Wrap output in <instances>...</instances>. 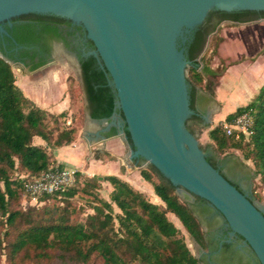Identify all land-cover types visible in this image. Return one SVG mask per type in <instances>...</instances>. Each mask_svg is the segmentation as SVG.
<instances>
[{"label": "water", "instance_id": "95a60500", "mask_svg": "<svg viewBox=\"0 0 264 264\" xmlns=\"http://www.w3.org/2000/svg\"><path fill=\"white\" fill-rule=\"evenodd\" d=\"M263 23L264 0H0V56L67 54L97 136L116 128L131 160L197 197L187 203L206 232L204 263L264 264V207L201 146L214 107L188 81L204 41Z\"/></svg>", "mask_w": 264, "mask_h": 264}, {"label": "trees", "instance_id": "16d2710c", "mask_svg": "<svg viewBox=\"0 0 264 264\" xmlns=\"http://www.w3.org/2000/svg\"><path fill=\"white\" fill-rule=\"evenodd\" d=\"M212 40L215 55L224 37L214 35ZM227 67L219 71L211 66L204 49L188 76L190 88L195 95L198 88L213 93L205 75L220 76ZM245 112L252 116L249 135L229 134L224 122ZM67 115V110L53 113L29 97L18 84L12 64L0 56V250H5L9 263L89 264L97 255L100 264H202L168 212L177 215L199 242L204 240L201 222L188 201L150 164L140 173L162 202L150 200L118 174L90 176L78 169L76 180L64 192L43 195L39 205H22L28 180L64 165L55 160L52 149L76 139L77 126H62ZM116 132L113 128L110 134ZM36 136L45 143L36 142ZM209 136L219 155H227L229 147L240 148L264 182V84L255 99L229 112L209 130ZM99 152L96 157H101ZM16 171L20 174L14 176ZM102 180L113 185L108 198L100 192ZM80 192L92 197L87 204L77 201ZM253 192L261 199L255 188Z\"/></svg>", "mask_w": 264, "mask_h": 264}, {"label": "rangeland", "instance_id": "374dc122", "mask_svg": "<svg viewBox=\"0 0 264 264\" xmlns=\"http://www.w3.org/2000/svg\"><path fill=\"white\" fill-rule=\"evenodd\" d=\"M225 32H229L231 34H238L240 38L237 40V42H235V44L229 42L227 45L226 43L223 42L224 40L221 41L218 46V53L215 55L212 54V49L214 48V42L212 40L213 37L210 38L205 48V56L209 58L211 66L218 68L219 71H223L225 67L228 66L229 62L233 61L232 59H234V57H238V55H241L240 53L244 54L243 56L244 59H249L250 61L253 62L256 61L261 62L264 65V23L251 26L247 29H224L218 31L215 34V36H223ZM251 32L254 33L255 35H258L259 38L258 41L247 42L242 38L241 35ZM222 42L224 44H221ZM222 52H228L227 53L228 57L226 56L227 58H223ZM246 54H249L250 56H245ZM60 57L61 58L59 59V61L56 62L55 64L43 67L40 70H36L33 72L23 70L21 67L17 66L12 60H11L12 62L11 64L13 66V70L15 72L18 84L23 88L24 92L33 100H35L38 104L46 103V102L52 104H59V103H63L64 101L69 102V100H71L72 105L69 108L64 109L68 111V115L62 118V126H66L67 124H73L77 126L78 132L76 136L82 140L81 131L84 125L86 124V118L84 116L86 113V100H85L81 75L79 70L77 69V67L75 66V64L68 55L66 56L62 55ZM221 58L223 59V61H221ZM254 69L255 67H253V70H251V72L256 73ZM220 76L212 77L210 75H205L204 81L211 82L213 85L212 87L214 88V85L217 82V80H219ZM250 77L251 75H248L246 73L239 74L238 70L235 69L234 73L231 72L227 75L228 84L230 87L229 90H231V87H234L236 90L238 88H242V87L244 88L245 83H252ZM198 91L199 93L203 94L205 98H208V100L214 107V116L211 118V126H210L211 129L216 124L224 120L222 119L224 115V108L215 98V95L213 94L215 93L214 89H213V93L206 92L201 88H198ZM247 102L248 100H245L240 104L243 105L246 104ZM59 106L62 107L61 105ZM51 112L59 113L56 111H51ZM71 114L73 115V120L70 119V117L72 116ZM102 126L103 125H99V128ZM120 138L121 137L118 136L119 139L118 142H120L122 146L121 155H120L121 158L119 159L121 162L119 163H122L124 160V164H121V166L117 167V169L121 173H125V176L129 178L128 180L132 183V185L143 191L150 200L154 202H162L161 199L158 197V195L155 193L153 185L149 181H147L140 173V168L147 167L149 163L146 161L141 165H137L134 162V160H131L128 157V150L131 148V145L128 144L123 139L122 142ZM199 138H200V143L203 145V147H205L204 148L205 150L207 149L206 151L208 153H212L214 156L218 158L230 156L231 158L229 162L230 164L237 167V169H240L246 175L251 176V180L253 181V188L257 190L255 194L261 195V199H257V203L264 207V182L262 181L261 176L256 174L253 161L251 159H246L243 155L242 150L237 147H229L226 151L227 155L225 154L219 155L217 151H215V144L214 141L209 136V130H199ZM35 141L36 142L40 141L45 143L39 136L35 138ZM96 146H99L100 149L93 147L92 148L93 153L91 152L93 156L100 151L99 153L102 155L103 159L111 158L110 155H108L109 152L105 150L104 147H102L103 149H101V146L104 145H96ZM57 151H58L57 148L52 149L53 157L57 162H59L57 157H59V159L62 158L66 160V154L71 152L67 150H63V151L60 150L59 152ZM86 155L88 154L86 153ZM86 159H84L83 162L87 163L88 161ZM83 165L85 164L83 163ZM126 165H129V168H127ZM119 171H117L116 168H114V171L109 173L120 175ZM19 174L20 172L16 171L14 173V176H17ZM100 175L103 174L100 173ZM82 182L83 180L81 181V183ZM106 182L111 185V182L109 181ZM100 192L104 197L107 198L109 197L107 196L108 189L106 185H103ZM179 193L182 199L188 202H192L194 198L193 196L194 194L186 191L183 188L179 190ZM91 198L92 197L84 194L83 192H80L78 196H76L77 201L80 203H86L87 200ZM42 202L43 201L41 200V198H39L38 200H33L32 196L27 193H25L22 198V205L24 207H28L30 205H39ZM88 210L92 211L93 209L88 207ZM168 216L176 224V226L180 228L182 235H184L191 250L195 254L199 255L194 246V240L192 239L190 233L187 231V229L185 228L181 220L178 218V216L175 215L173 212H168ZM0 232H1V227H0ZM100 263L101 261L99 257L95 255L93 257V260L89 264H100ZM0 264H10L7 259L5 250H0Z\"/></svg>", "mask_w": 264, "mask_h": 264}, {"label": "crops", "instance_id": "0c3cea01", "mask_svg": "<svg viewBox=\"0 0 264 264\" xmlns=\"http://www.w3.org/2000/svg\"><path fill=\"white\" fill-rule=\"evenodd\" d=\"M241 36L247 42L258 41L259 39L258 35H255L252 32L243 34ZM223 37H225L223 42L226 43L227 45L229 42L235 44V42H237V40L240 38L238 34H231L229 32H225V34H223ZM223 42L221 44H224ZM227 53L228 52H222L223 58L228 57ZM240 54L241 55H238V57H234V59H232L233 61H235V63L228 65L227 69L220 76L219 80H217L213 88L215 92L214 94L215 98L224 108V115L222 119H225L226 115L229 112L234 111L238 106H240L241 102L245 100H248V102H250V100L252 101L253 99H255L262 85L264 84V65L261 62H257V61L253 62L250 61L249 59H244L243 58L244 54L243 53ZM245 56H250V55L246 54ZM253 67H255L254 71H256V73L251 72V70H253ZM235 69L238 70L239 74L246 73L248 75H251L250 80H252V83H245L244 88L242 87L236 90L234 87H231V90H229L230 87L228 84L227 75L231 72L234 73ZM39 105L50 111L60 112L66 108H69L72 105V102L71 100H69V102L64 101L63 103H59V104H52L46 102L41 104L39 103ZM59 105H61L62 107H60ZM70 119L71 120L73 119L72 116L70 117ZM99 129H100L99 124L89 119L86 115V124L84 125L81 131L82 140L76 136V139L73 142L58 147L57 152H59L60 150L71 151L66 154V160L62 158L59 159V157L56 156L58 158V161L67 166H74L77 169L82 170L83 173L90 176L92 175L103 176L105 174H114V173H109V172H113L114 168H116V170L119 171L117 167H120L121 164H124V160L122 163H119L121 162L119 159L121 158L120 155H121L122 146L120 142H118L119 141L118 136H116L115 134L107 133L108 138L106 139L100 138L96 134V132ZM120 140L123 142L122 138H120ZM96 145H104L101 146V149H103L102 147H104L105 150L109 152L108 155H110L111 158L103 159L102 155L101 157H96V155L93 156L91 154V152L93 153L92 148L96 147L100 149V147ZM86 153L88 155H86ZM84 159H86L88 162L87 163L83 162ZM83 163L85 165H83ZM126 166L127 168H129V165ZM100 173L103 175H100ZM120 175L124 179L127 180L129 179L125 176V173L120 172ZM106 181L108 180H102L103 183L102 185H106L108 189L107 196H109L110 191L113 189V185L112 184L110 185Z\"/></svg>", "mask_w": 264, "mask_h": 264}, {"label": "built area", "instance_id": "2783aa9c", "mask_svg": "<svg viewBox=\"0 0 264 264\" xmlns=\"http://www.w3.org/2000/svg\"><path fill=\"white\" fill-rule=\"evenodd\" d=\"M251 124L252 116L245 112L230 122L225 121L224 128L229 134L240 137L249 135ZM77 170L76 167L67 165L46 170L39 177L27 181L26 193L30 194L33 200H38L46 194L64 192L76 180Z\"/></svg>", "mask_w": 264, "mask_h": 264}, {"label": "flooded vegetation", "instance_id": "af4514ba", "mask_svg": "<svg viewBox=\"0 0 264 264\" xmlns=\"http://www.w3.org/2000/svg\"><path fill=\"white\" fill-rule=\"evenodd\" d=\"M0 54L5 55L4 51H2V50H0ZM62 55L66 56L67 54H65L63 52H59V51H51V52L41 53V54L23 57V58H19V59H12L9 57L8 58L10 59V61L12 60L17 66L21 67L23 70L33 72L36 70H40L43 67L55 64L56 62L59 61V59L61 58L60 56H62ZM196 97H204V96H203V94L199 93V91H197ZM209 155L214 156L212 153H209ZM230 160H231L230 156H225L222 158H218V157L214 156V161L216 164H230L229 163ZM238 171H239L242 179L250 186V188L253 191V181L251 180V176L246 175L240 169H238ZM193 196H194V198H193L191 203H195V201L197 199V197L195 195H193ZM255 202L257 203V198H255ZM202 227H203V225H202ZM203 231H204L203 242L196 241V239L194 237H192V236L191 237L194 240V246L197 250V253L199 254L198 258L201 260L202 264H205L204 263V256L208 252V242H207V236H206V232H205L204 227H203Z\"/></svg>", "mask_w": 264, "mask_h": 264}]
</instances>
